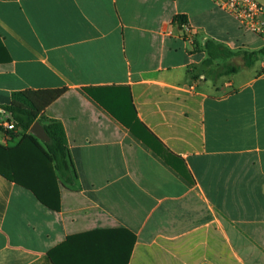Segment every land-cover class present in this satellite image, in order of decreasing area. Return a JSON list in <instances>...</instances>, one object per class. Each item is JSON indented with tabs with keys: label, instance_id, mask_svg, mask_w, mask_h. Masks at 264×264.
Masks as SVG:
<instances>
[{
	"label": "crops",
	"instance_id": "obj_1",
	"mask_svg": "<svg viewBox=\"0 0 264 264\" xmlns=\"http://www.w3.org/2000/svg\"><path fill=\"white\" fill-rule=\"evenodd\" d=\"M208 39L264 47L213 0H0V126L14 92L67 88L45 115L78 174L59 210L0 174V264H264V56L196 81Z\"/></svg>",
	"mask_w": 264,
	"mask_h": 264
},
{
	"label": "trees",
	"instance_id": "obj_2",
	"mask_svg": "<svg viewBox=\"0 0 264 264\" xmlns=\"http://www.w3.org/2000/svg\"><path fill=\"white\" fill-rule=\"evenodd\" d=\"M174 24L182 29L183 24L188 25L187 16L178 15L174 19ZM199 35L197 31L192 41L193 53L201 51ZM184 39L189 42L186 36ZM203 49L207 57L202 64L207 67L214 82L240 71L241 65L235 64L234 58L240 57L242 66L252 67L264 56V47L258 50L232 49L211 39L205 42ZM0 50V63L11 62L12 58L3 44ZM66 91L67 88L16 91L12 94L11 104L3 107L15 122V130L7 131V135L12 139L19 136L17 133L22 135L14 146L0 143V174L30 190L42 204L52 210L60 209V181L69 186L78 178L62 122L45 115L46 109ZM37 121L42 123L50 138L47 143L29 133ZM124 123L128 125L127 122ZM162 146L165 153L172 156V153ZM161 156L168 160L167 156L163 154ZM133 241L134 237L130 242L133 244ZM131 248L130 245L129 254ZM49 256L54 264H60L56 250L50 252Z\"/></svg>",
	"mask_w": 264,
	"mask_h": 264
},
{
	"label": "built area",
	"instance_id": "obj_3",
	"mask_svg": "<svg viewBox=\"0 0 264 264\" xmlns=\"http://www.w3.org/2000/svg\"><path fill=\"white\" fill-rule=\"evenodd\" d=\"M222 10L233 16L242 30L261 36L264 34V5L258 0H213ZM184 37L192 43L196 31L187 24L182 25ZM4 119L1 122L3 129L15 130V122L9 112L1 111Z\"/></svg>",
	"mask_w": 264,
	"mask_h": 264
},
{
	"label": "rangeland",
	"instance_id": "obj_4",
	"mask_svg": "<svg viewBox=\"0 0 264 264\" xmlns=\"http://www.w3.org/2000/svg\"><path fill=\"white\" fill-rule=\"evenodd\" d=\"M261 60L262 59H259V61L255 64V66L253 68H248V67L242 66V63L243 62H242V59L240 57L234 58L233 59V62L235 64H238V65L240 64L241 65L240 71L238 73H235V74H232V75H229V76L222 77L216 84H219L223 80H228V79H231V80H234L236 82H239V81L244 80L247 77H250L251 74L253 73L252 72L253 69L259 67ZM220 62L221 61H217V63H220ZM190 71H191V73L193 75V78L196 81H203L204 79H206V80L209 79L212 82H214L213 77L209 75V72H208L207 67H205L203 64L200 67L191 68ZM0 127L3 129L2 126H0ZM3 131H5V130L3 129ZM17 134L19 135L17 141L15 142V144H12L10 146L16 145L17 142L19 141V139H20V137H21L22 134L21 133H17Z\"/></svg>",
	"mask_w": 264,
	"mask_h": 264
},
{
	"label": "water",
	"instance_id": "obj_5",
	"mask_svg": "<svg viewBox=\"0 0 264 264\" xmlns=\"http://www.w3.org/2000/svg\"><path fill=\"white\" fill-rule=\"evenodd\" d=\"M29 133L44 143H47L50 140L44 126L39 121L34 123L30 128Z\"/></svg>",
	"mask_w": 264,
	"mask_h": 264
}]
</instances>
